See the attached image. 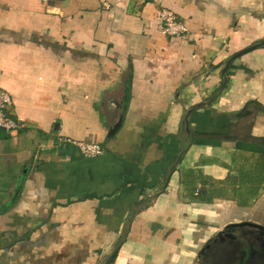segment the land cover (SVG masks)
I'll list each match as a JSON object with an SVG mask.
<instances>
[{
  "label": "crops",
  "instance_id": "0c3cea01",
  "mask_svg": "<svg viewBox=\"0 0 264 264\" xmlns=\"http://www.w3.org/2000/svg\"><path fill=\"white\" fill-rule=\"evenodd\" d=\"M0 34V264H264V0H0Z\"/></svg>",
  "mask_w": 264,
  "mask_h": 264
},
{
  "label": "built area",
  "instance_id": "2783aa9c",
  "mask_svg": "<svg viewBox=\"0 0 264 264\" xmlns=\"http://www.w3.org/2000/svg\"><path fill=\"white\" fill-rule=\"evenodd\" d=\"M159 16L163 23L162 32L166 36L179 37L187 34L188 28L171 10L163 9ZM12 105V96L0 89V129L7 132L17 131L20 127L19 122L11 113ZM78 146L86 157H96L103 152V148L98 143L80 142Z\"/></svg>",
  "mask_w": 264,
  "mask_h": 264
},
{
  "label": "water",
  "instance_id": "95a60500",
  "mask_svg": "<svg viewBox=\"0 0 264 264\" xmlns=\"http://www.w3.org/2000/svg\"><path fill=\"white\" fill-rule=\"evenodd\" d=\"M263 45V43H261V44H256V45H253V46H250V47H248V48H246V49H244V50H241V51H239V52H237L236 54H234L228 61H227V63H226V65H225V67H224V69H223V71H222V75H223V78H224V84H223V86L224 85H226V83H227V75H226V72H227V70H228V68L230 67V65L232 64V62L234 61V60H236L237 58H239L240 56H242V55H245V54H247V53H249V52H251V51H253V50H255V49H257L258 47H260V46H262ZM195 109H196V107H194V108H191L189 111H188V113H187V115H186V118H185V131L186 132H190V116H191V114L195 111ZM112 131V132H111ZM110 131V133H112L113 134V132H114V130H111ZM181 158H182V155L178 158V163L181 161ZM237 226H244V225H250V226H253V227H256V228H259L260 230H262V231H264V226H260V225H256V224H251V223H244V224H236ZM236 225H231V226H229V227H227L226 229H225V232L227 233V231L231 228V227H234V226H236ZM224 232V233H225ZM122 243V242H121ZM120 247V246H119ZM119 247H117L115 250H114V252L112 253V255L119 249ZM105 264H108V261L105 263Z\"/></svg>",
  "mask_w": 264,
  "mask_h": 264
},
{
  "label": "trees",
  "instance_id": "16d2710c",
  "mask_svg": "<svg viewBox=\"0 0 264 264\" xmlns=\"http://www.w3.org/2000/svg\"><path fill=\"white\" fill-rule=\"evenodd\" d=\"M256 103H254V102H251V103H249L247 106H246V108H245V114H246V110H248V108H250V107H252L253 105H255ZM255 108V107H254ZM253 108V109H254ZM255 111V110H254ZM244 112L242 113V114H240L239 115V117H242L243 115H244ZM249 114V113H248ZM190 136H192L191 137V139L190 140H188V142H187V148L189 147V146H191V144H192V142H193V139L192 138H194L196 135L195 134H193V132L191 131L190 132ZM197 137V136H196ZM199 137H200V135H199ZM201 137H210L211 139H214V138H216L217 136H214V135H201ZM114 258V257H113Z\"/></svg>",
  "mask_w": 264,
  "mask_h": 264
},
{
  "label": "rangeland",
  "instance_id": "374dc122",
  "mask_svg": "<svg viewBox=\"0 0 264 264\" xmlns=\"http://www.w3.org/2000/svg\"><path fill=\"white\" fill-rule=\"evenodd\" d=\"M1 35V34H0Z\"/></svg>",
  "mask_w": 264,
  "mask_h": 264
}]
</instances>
